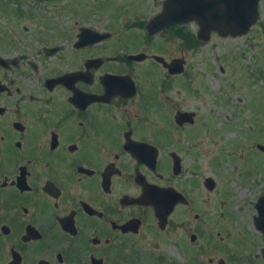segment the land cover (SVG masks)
Wrapping results in <instances>:
<instances>
[{
  "label": "flooded vegetation",
  "instance_id": "af4514ba",
  "mask_svg": "<svg viewBox=\"0 0 264 264\" xmlns=\"http://www.w3.org/2000/svg\"><path fill=\"white\" fill-rule=\"evenodd\" d=\"M49 1L0 0V264H180L169 246L204 233L181 141L197 114L166 104L187 62L163 57L185 63L170 74L109 31L35 24Z\"/></svg>",
  "mask_w": 264,
  "mask_h": 264
},
{
  "label": "rangeland",
  "instance_id": "374dc122",
  "mask_svg": "<svg viewBox=\"0 0 264 264\" xmlns=\"http://www.w3.org/2000/svg\"><path fill=\"white\" fill-rule=\"evenodd\" d=\"M160 4L161 0H54L36 3L42 16L35 24L87 23L111 32V42L122 48L186 60L185 84L170 93L166 104L197 114L194 142L181 141L194 150L187 181L194 187L190 185L195 195L192 218L200 215L194 222L204 233L195 242L196 249L182 248L179 241L177 247L185 249L179 253L186 260L172 245L169 256L180 264L220 260L264 264V236L254 222L256 204L264 195V154L259 150L264 146V0L260 20L248 34L212 33L209 42L199 40L195 49L186 47L172 31L197 36L196 22L149 36L146 25L160 13ZM209 178L217 183L212 192L204 184Z\"/></svg>",
  "mask_w": 264,
  "mask_h": 264
},
{
  "label": "water",
  "instance_id": "95a60500",
  "mask_svg": "<svg viewBox=\"0 0 264 264\" xmlns=\"http://www.w3.org/2000/svg\"><path fill=\"white\" fill-rule=\"evenodd\" d=\"M261 1L263 0H166L162 12L148 23L147 31L153 36L165 29L196 21L199 26L198 39L202 42H209L214 32L222 37L243 36L248 34L259 20ZM108 36L100 35L98 39L103 40ZM141 56L136 58L143 59ZM154 59L163 63L170 74H182L185 71L183 60L168 63L161 56H155ZM193 117V113L180 112L176 120L183 123L193 121ZM260 148L264 149L263 146ZM207 186L213 189L214 181L208 179ZM256 208L258 216L255 222L258 229L264 233V196L259 199ZM158 213L159 216H165L161 209H158ZM220 263L224 264V261Z\"/></svg>",
  "mask_w": 264,
  "mask_h": 264
},
{
  "label": "trees",
  "instance_id": "16d2710c",
  "mask_svg": "<svg viewBox=\"0 0 264 264\" xmlns=\"http://www.w3.org/2000/svg\"><path fill=\"white\" fill-rule=\"evenodd\" d=\"M178 35L185 41V46L189 49H195L197 47L198 39L192 34L185 33L182 30L178 32Z\"/></svg>",
  "mask_w": 264,
  "mask_h": 264
}]
</instances>
